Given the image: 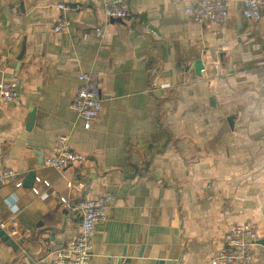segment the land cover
<instances>
[{"label":"crops","instance_id":"crops-1","mask_svg":"<svg viewBox=\"0 0 264 264\" xmlns=\"http://www.w3.org/2000/svg\"><path fill=\"white\" fill-rule=\"evenodd\" d=\"M104 1L0 0V80L17 75L22 96L0 99V172L17 171L0 185V217L15 216L17 230L16 247L0 237V264H50L79 230L77 203L107 193L90 264H208L246 221L264 239V6L251 20L243 0H225L227 20L196 21L185 9L206 0H128L129 17L118 19ZM60 2L82 7L55 31ZM89 70L101 73L103 101L85 128L71 105ZM65 132L86 158L57 169L45 160ZM31 172L56 193L17 187ZM44 227L54 240L36 239ZM126 251L138 255L120 260ZM245 264H264V244Z\"/></svg>","mask_w":264,"mask_h":264},{"label":"built area","instance_id":"built-area-1","mask_svg":"<svg viewBox=\"0 0 264 264\" xmlns=\"http://www.w3.org/2000/svg\"><path fill=\"white\" fill-rule=\"evenodd\" d=\"M263 0H243V14L251 20H259L262 16ZM58 7L61 14L54 25L55 31H60L70 24L69 12L78 10L82 4L60 2ZM103 10L109 18H128L130 6L128 0H105ZM186 14H190L196 21H225L228 18V9L225 0H206L202 5L188 6ZM100 31V28H96ZM101 73L96 70L82 71L79 74L80 84L76 89V99L71 107L82 117L84 127L90 128L97 120L102 109V96L99 82ZM20 78L13 75L9 79L0 80V99L13 105L22 103V96L19 89ZM163 86L170 87L172 82H165ZM86 156L74 150L70 143V133L58 135L54 146L53 155L47 157L45 164L62 169L65 166L82 162ZM17 177L14 169H5L0 172V185ZM16 186L23 185L22 180L16 181ZM67 186L81 191V182L67 181ZM32 192L42 199H48L56 193L52 182L40 175L35 177L31 187ZM62 201L68 204L67 197H61ZM113 195L107 193L95 198H82L77 203V208L81 214L79 230L55 251L50 264H90L94 256V235L97 232V223L108 219L110 203ZM17 195L8 197L7 206L12 211L17 208ZM18 213V212H16ZM16 217L10 220L0 217V230H5L9 235L17 232L12 225L16 222ZM258 233L252 222L246 221L234 224L224 235V247L212 255L208 264H245L252 260V249L257 243Z\"/></svg>","mask_w":264,"mask_h":264},{"label":"water","instance_id":"water-1","mask_svg":"<svg viewBox=\"0 0 264 264\" xmlns=\"http://www.w3.org/2000/svg\"><path fill=\"white\" fill-rule=\"evenodd\" d=\"M245 16V15H244ZM201 65L198 61H196V67L197 69L200 70V68L203 67V63L202 61ZM181 72L177 74V81L182 80V68L180 69ZM229 120L231 121V119L229 118ZM36 173L35 172H31L29 173V175L27 176V178L24 180V185H28V186H32L34 183V179H35ZM46 236V237H45ZM0 237L2 238L3 241L7 242L10 245H14L15 247L17 245H15L14 243V239L5 231V230H0ZM36 239H43V241L47 242L48 240L50 241V239L54 240L55 239V233L52 231V228L50 227H44L42 230H40L37 233ZM23 241V240H22ZM257 243H262L264 244V239H258L256 241ZM127 251L122 255V257H120V260L122 261H126V262H130L131 258L130 256H137L138 254H129V257H126ZM140 255V254H139ZM153 264H171V262L169 260L166 259H155L153 261Z\"/></svg>","mask_w":264,"mask_h":264}]
</instances>
